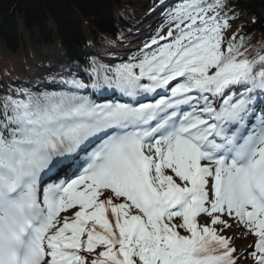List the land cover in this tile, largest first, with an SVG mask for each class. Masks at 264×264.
<instances>
[{"label": "snow or ice", "instance_id": "obj_1", "mask_svg": "<svg viewBox=\"0 0 264 264\" xmlns=\"http://www.w3.org/2000/svg\"><path fill=\"white\" fill-rule=\"evenodd\" d=\"M235 8L182 0L127 60L0 94V264H264V47Z\"/></svg>", "mask_w": 264, "mask_h": 264}, {"label": "trees", "instance_id": "obj_2", "mask_svg": "<svg viewBox=\"0 0 264 264\" xmlns=\"http://www.w3.org/2000/svg\"><path fill=\"white\" fill-rule=\"evenodd\" d=\"M235 4L255 16V23L243 26L246 45L259 50L264 47V0ZM132 6V0H0V94L17 89L16 75L30 74L35 83L39 77L87 67L99 54L78 50L97 46L104 52L103 35L117 36Z\"/></svg>", "mask_w": 264, "mask_h": 264}, {"label": "rangeland", "instance_id": "obj_3", "mask_svg": "<svg viewBox=\"0 0 264 264\" xmlns=\"http://www.w3.org/2000/svg\"><path fill=\"white\" fill-rule=\"evenodd\" d=\"M180 1H182V0H173V2H175L176 5L179 4ZM135 3L140 8L143 4L148 3L147 5H150L153 8H155V11L152 14H148V16H150V17L146 22H143L142 25L137 26V28H139L141 30V32L138 35H136V38L134 39V43H133L132 48L137 47L141 44L150 43L152 38L154 36H156L157 34L166 35L167 30L163 29V27L161 25L162 24L161 22L163 21V14H168L169 11L174 7V6L171 7V3L168 2L167 0H135ZM237 12L239 13L238 18L231 21V23L233 24V29H232L233 31L236 30L237 26H240L241 24H244L246 22L251 23L253 21V16L250 15L249 13H247L245 11L244 12L243 11H237ZM148 16H147V18H148ZM141 20L142 19L139 18V22ZM152 29H153V31H151ZM103 30H105V29H103ZM78 51L82 52L83 48H81ZM126 54L127 53H125V55ZM116 58L117 57L110 59L109 61H112V60L114 61ZM65 215H66V213H65ZM201 222L202 223L205 222V218H202ZM233 229H236V232L233 231ZM242 230H243L242 228H238L234 225L233 228L229 229L226 234L231 236L234 233H239ZM253 240H254V238H251L250 235H248L243 239H236L235 244H236L238 250L243 251L244 249H246L248 247V245L250 243H252ZM245 262L247 264H251V259H249Z\"/></svg>", "mask_w": 264, "mask_h": 264}, {"label": "bare ground", "instance_id": "obj_4", "mask_svg": "<svg viewBox=\"0 0 264 264\" xmlns=\"http://www.w3.org/2000/svg\"><path fill=\"white\" fill-rule=\"evenodd\" d=\"M161 23H162L161 25H162L163 29L167 30L169 27L168 14H163V21Z\"/></svg>", "mask_w": 264, "mask_h": 264}]
</instances>
